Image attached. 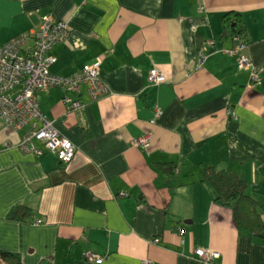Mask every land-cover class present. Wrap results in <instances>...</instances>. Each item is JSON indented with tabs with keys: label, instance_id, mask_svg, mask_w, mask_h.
<instances>
[{
	"label": "crops",
	"instance_id": "0c3cea01",
	"mask_svg": "<svg viewBox=\"0 0 264 264\" xmlns=\"http://www.w3.org/2000/svg\"><path fill=\"white\" fill-rule=\"evenodd\" d=\"M229 11L248 26L242 52L264 68V0H0V47L52 12L70 30L51 70L73 75L101 57L112 89L97 100L81 95L80 109L65 102L78 95L66 87L39 93L44 113L77 144L69 164L41 142L34 153L0 137L1 250L28 264H204L194 255L202 246L221 251L214 264H264V238L202 178L206 166L237 171L264 212V71L255 84L226 50L235 45L234 30L223 35ZM152 68L167 81L150 83ZM144 134L146 149L133 144ZM19 204L33 210L26 222L7 219Z\"/></svg>",
	"mask_w": 264,
	"mask_h": 264
},
{
	"label": "built area",
	"instance_id": "2783aa9c",
	"mask_svg": "<svg viewBox=\"0 0 264 264\" xmlns=\"http://www.w3.org/2000/svg\"><path fill=\"white\" fill-rule=\"evenodd\" d=\"M69 24L52 12L40 14V23L12 37L0 47V134L5 145L20 147L26 151L41 153L37 142L43 143L47 149L57 155L64 163H71L76 157L77 144L64 135L54 121L44 113L39 93L53 87H66L77 96L65 97L71 108L80 109L86 101L81 95L86 94L91 100H97L112 93L111 87L102 74V58L86 63L73 75H61L51 70V65L58 60L52 50L54 46L67 39ZM235 45L226 50L238 54V65L252 70V81L262 83L261 73L264 68L254 63L250 55L243 53L247 46L240 36H236ZM32 41V42H31ZM206 49L201 51L200 65L206 57ZM167 75L158 68H152L148 80L150 83L166 82ZM158 114L161 113L159 108ZM150 134L135 137L133 144L148 148ZM188 232L184 230L182 244L187 246ZM160 238L153 241L160 243ZM204 264H213L221 256V251L210 247H197L194 250ZM90 259L102 262L103 258L92 253ZM150 259L143 264H150Z\"/></svg>",
	"mask_w": 264,
	"mask_h": 264
},
{
	"label": "trees",
	"instance_id": "16d2710c",
	"mask_svg": "<svg viewBox=\"0 0 264 264\" xmlns=\"http://www.w3.org/2000/svg\"><path fill=\"white\" fill-rule=\"evenodd\" d=\"M223 19L225 26L223 30L224 36L234 30L233 37L235 42H238L236 36H240L246 44L251 43L248 37V26L242 13L229 11L224 15ZM157 167L169 176L175 174L176 166L172 163L158 162ZM202 178L215 188L217 202L234 208L239 224L249 230L252 235L264 238V212L261 210V203L255 196L247 192L248 181L242 174L232 169H216L214 166H206L203 170ZM32 212L31 207L19 204L11 209L7 219L26 222ZM0 264L28 263L23 260L20 253L0 249Z\"/></svg>",
	"mask_w": 264,
	"mask_h": 264
},
{
	"label": "rangeland",
	"instance_id": "374dc122",
	"mask_svg": "<svg viewBox=\"0 0 264 264\" xmlns=\"http://www.w3.org/2000/svg\"><path fill=\"white\" fill-rule=\"evenodd\" d=\"M0 137L3 138V136L0 134ZM136 146V145H135ZM264 173V170L262 171ZM261 171H259L260 174H263ZM40 222V221H39ZM199 247V246H198ZM202 247V246H201ZM197 248V247H196Z\"/></svg>",
	"mask_w": 264,
	"mask_h": 264
}]
</instances>
